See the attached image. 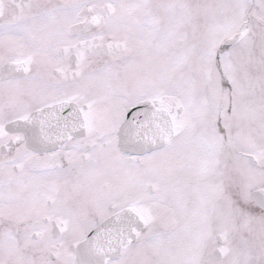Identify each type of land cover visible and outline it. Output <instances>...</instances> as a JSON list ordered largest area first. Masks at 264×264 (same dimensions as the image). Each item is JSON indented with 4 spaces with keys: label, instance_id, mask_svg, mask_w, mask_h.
Here are the masks:
<instances>
[{
    "label": "snow or ice",
    "instance_id": "1",
    "mask_svg": "<svg viewBox=\"0 0 264 264\" xmlns=\"http://www.w3.org/2000/svg\"><path fill=\"white\" fill-rule=\"evenodd\" d=\"M0 264H264V0H0Z\"/></svg>",
    "mask_w": 264,
    "mask_h": 264
}]
</instances>
